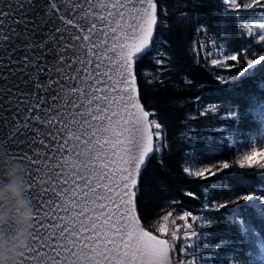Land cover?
Listing matches in <instances>:
<instances>
[{
	"label": "snow or ice",
	"instance_id": "6c2138e0",
	"mask_svg": "<svg viewBox=\"0 0 264 264\" xmlns=\"http://www.w3.org/2000/svg\"><path fill=\"white\" fill-rule=\"evenodd\" d=\"M26 4L25 8L19 0H10L0 7V16L4 17L0 19V96L4 97L0 100V166L17 168L25 191L31 190L27 200L31 204L32 224L27 248L18 264H170L173 252L196 264L193 253L200 251L206 237L197 231H186L181 238L177 235L179 229L173 230V240L190 241L177 251L167 239L141 227L134 215V189L139 176L147 160L161 147L160 133H153L150 126L160 129L162 125L154 118L149 120L150 113L138 102L134 73L138 59L156 43V0H26ZM13 5L25 8V12L9 19ZM241 7L264 9V0H251L245 5H239L237 0H222L224 15ZM254 27L260 30L255 36L261 54L256 56V50L249 48L226 54L225 61L236 63L225 66L236 72L227 78L218 76L222 83L264 70V21ZM247 31L251 33L253 27H247ZM77 48L85 50L84 59L79 58ZM69 50L80 67L70 62ZM164 62L156 59L157 64ZM211 63L220 65L221 60L213 59ZM68 69L72 70L71 76ZM84 71L88 76L82 80ZM67 79L92 83L87 91L76 87L66 90L62 81ZM100 84L104 87H97ZM72 94H76L75 100ZM85 102L86 112H69L65 108L67 105L83 109ZM113 105L120 111L114 110ZM212 108L219 111L215 105ZM235 116L233 111L224 113L225 120ZM215 131L232 143L227 129ZM81 144L92 154L91 161L84 166V173L78 172L71 179L82 183L60 187L54 183L60 175L54 169L64 170L69 164L68 156ZM197 159L194 153L188 154V160ZM235 164L238 169L228 161H214L211 167L189 174L204 181L202 190L207 193L223 181L229 170L257 166L264 170V151L253 149ZM183 171L188 173L189 168L184 167ZM68 180L65 174V183ZM45 184L49 187H43ZM47 192L60 202L53 198L43 200L41 197ZM187 195L195 198V193ZM252 200L264 205V192L252 191L230 197L227 202L210 198L202 207L227 212L235 206L233 210L238 211L241 201ZM41 207L47 210L41 213ZM60 211L64 215H58ZM172 216H163L156 229L162 235L169 234L168 221ZM189 217L197 219L189 211L179 218L187 221ZM171 222L175 226V219ZM186 228L192 229L193 225L186 223ZM193 237L201 241L199 246L191 242ZM223 244L222 239L216 243L214 254L203 264H218L217 254Z\"/></svg>",
	"mask_w": 264,
	"mask_h": 264
},
{
	"label": "trees",
	"instance_id": "16d2710c",
	"mask_svg": "<svg viewBox=\"0 0 264 264\" xmlns=\"http://www.w3.org/2000/svg\"><path fill=\"white\" fill-rule=\"evenodd\" d=\"M237 3L243 5L242 0ZM157 5L156 43L135 64L141 100L151 119L162 125L160 129L153 125L154 132L160 133L161 147L148 162L136 189L140 217L149 230L158 234L153 223L164 213L174 216L189 211L197 217L193 231L207 238L200 251L195 252L197 257L209 259L214 245L222 239L224 244L217 258L223 264H264L260 238L263 229L252 215L231 217L227 212L219 215L202 207L210 198L227 202L243 193L264 192V174L242 175L244 172L229 170L223 181L207 193L202 190L204 181L189 174L195 168L211 166L214 161H228L236 169L238 151L264 130V110L260 111L264 109V74L229 84L217 79L236 72L235 68L225 66L236 63L225 61L226 54L255 49L254 29L249 33L246 23L255 11L233 8L224 15L222 0H157ZM157 52L163 55L156 56ZM156 59L165 62L157 64ZM213 59H220L221 64L213 65ZM213 105L219 111L213 110ZM227 111L236 116L225 120ZM217 128L227 129L232 143L225 141L215 131ZM189 153L198 159L188 160ZM184 167L189 168L188 173L183 171ZM188 192L195 193V198L188 196ZM207 220L212 223L207 224ZM221 220L233 223L222 230L217 225ZM178 221L182 230L177 235L183 238L186 222L180 218ZM178 240V248L190 242ZM191 242L201 244L196 237Z\"/></svg>",
	"mask_w": 264,
	"mask_h": 264
},
{
	"label": "clouds",
	"instance_id": "9594fccd",
	"mask_svg": "<svg viewBox=\"0 0 264 264\" xmlns=\"http://www.w3.org/2000/svg\"><path fill=\"white\" fill-rule=\"evenodd\" d=\"M0 264H18L28 244L32 224L31 204L25 198L21 172L14 166H0Z\"/></svg>",
	"mask_w": 264,
	"mask_h": 264
},
{
	"label": "rangeland",
	"instance_id": "374dc122",
	"mask_svg": "<svg viewBox=\"0 0 264 264\" xmlns=\"http://www.w3.org/2000/svg\"><path fill=\"white\" fill-rule=\"evenodd\" d=\"M243 1V5L245 4H248V3H251V0H242ZM243 9L245 10H251V11H255V13H252V18H251V21H246L247 23V27L251 26L253 27L254 31L252 32L253 33V44L255 47L253 54L258 56L259 54H261L258 50L260 48V45L259 43H257L256 41V36H255V33L259 32L260 30L255 28L254 25H256L257 23L259 22H262L264 21V9H260V8H251V7H242ZM257 68H259L260 66H256ZM260 74H264V70L262 71H259L255 74V76L258 77V75ZM250 77V76H249ZM262 82H261V87L264 88V76L261 78ZM263 111L264 109L263 108H260V111ZM261 113V112H260ZM262 114V113H261ZM154 127V126H153ZM156 132V131H155ZM154 132V133H155ZM253 149L257 150V151H264V130L257 135V137L255 138L254 141H252V143H250L248 146L246 147H243L241 148L238 153L236 154V159L235 161H238L240 159H242V157L244 155H247L249 154ZM207 167H211V166H207ZM207 167H201V168H195L193 171L196 172V171H200V170H203L204 168H207ZM236 169H238V165H236ZM240 172H248L250 174H264V170H261L257 167H254L253 169H246V170H239ZM245 194H248V193H243V194H240V195H245ZM233 207H230L227 211L226 214H229V216L232 217V215L234 216H243V215H252L251 217L254 219V220H257L261 226H262V229H263V232H260V238L262 239V244L261 246L264 247V205L260 204L258 201H255V200H252V201H241L240 202V205H239V210L238 211H234ZM219 213V215L221 214H225L223 213V211H220V212H217ZM168 213H164L161 217H159L156 221H154V226H159L160 223L163 222V216L167 215ZM182 216V214H176L172 217H170L169 221H168V228H169V234H167L166 236L162 235L161 233H158V235L162 236V237H165L167 238L171 245H173L177 251H179V249L184 245V244H181L180 245V248H178V245L177 243L179 242V240H173L172 236H171V232L173 230H176V229H179L177 231V233L180 232V230H182L181 228V225L178 221L179 217ZM172 219H175V226H173L172 224ZM226 219H229V218H226ZM232 219V218H231ZM195 220H193L192 218H188L187 221H185L186 223L188 224H192L193 225V228L192 229H187L188 232H191L193 230H195V228L197 227L196 224H193ZM244 221V220H242ZM233 222H231L230 220L229 221H220L217 223V225L221 226L222 227V230L224 227H229L232 225ZM245 224V221L243 222ZM157 234V233H156ZM193 255H195L196 257V264H203V260L200 258V257H197V255L195 254V252L193 253ZM172 258H173V262L174 264H191V261H190V258L188 257H185L183 254L181 255H177L176 252H173L172 253ZM218 264H223V262H221V260L218 261ZM226 264V263H224ZM227 264H240L238 262H229ZM244 264H255L253 261H250V262H246Z\"/></svg>",
	"mask_w": 264,
	"mask_h": 264
},
{
	"label": "water",
	"instance_id": "95a60500",
	"mask_svg": "<svg viewBox=\"0 0 264 264\" xmlns=\"http://www.w3.org/2000/svg\"><path fill=\"white\" fill-rule=\"evenodd\" d=\"M9 2H10V0H2V3H0V7H2L3 4L9 3ZM19 3L20 4H24L25 5V8L27 7L26 0H19ZM156 3H157V0H156ZM25 8L18 9L17 8V5H13L12 14H10L9 19H12L13 18V14L15 15V17H19L22 13L25 12ZM4 10L7 11V9H4ZM157 16H158V5H157ZM0 19H4V17L0 16ZM5 23L7 24L8 23V20H6ZM156 31H157V27H156V30H155V37H156ZM77 53H78V56H79L80 59H84L85 58V50H81V49L77 48ZM68 55L70 57V62L73 64V66L74 67H80V65L78 63H76L77 57L71 55V50H69ZM89 67H91V66H89ZM101 71H103V69H101ZM68 72H69V74L71 76L72 70L71 69H68ZM134 73H135V76H136V84H135V86H136L137 92H138V102L143 106V108H144L145 111H148L146 109V107L144 106V104H143V102L141 100V97H140L139 86H138V79H137V75H136V71H135V65H134ZM87 76H88L87 71H84L83 76L81 77V79L84 80V79L87 78ZM101 79H103V77H101ZM62 83L65 84L66 90H67V88H70V87H76V88H83V89H85L87 91L88 90V84L92 83V81L91 80H88L87 83L81 84V83H78L76 80L67 79V80L62 81ZM97 87H104V85L103 84H100V85H97ZM97 95H103V93H98ZM71 98L75 100L76 99V94H72L71 95ZM3 99H4V97L3 96H0V100H3ZM80 99L82 100L83 97H81ZM13 100H15V97H13ZM77 102H79V101H77ZM91 107L92 108H95V102L93 103V105ZM112 107H113L114 110L120 111V109L118 108L117 105H113ZM65 108L69 112H86L87 109H88V105L85 102V108H83V109H73V108H71L70 106H67V105L65 106ZM148 112L150 113V111H148ZM76 118L78 120L81 119L80 116H77ZM149 120H152L151 119V113H150V116H149ZM93 123H96V122L94 121ZM73 130L74 131L77 130L75 128V126H73ZM150 130L154 133V127H153V125L150 126ZM81 139L83 140L84 137H82ZM154 139H155V137H154ZM61 142H62V139H61ZM37 147H39V145H37ZM45 152L47 154V150H45ZM29 154L31 155V152ZM64 155H68L67 152H65ZM91 155L92 154L87 153V151L85 149V146L83 144H81L78 148H76V150L70 156H68L69 164L66 166V168L64 170H61L59 168H55L54 169V171L60 173V175L54 180V183L58 184L60 187H69V186L76 187L78 184L82 183V181H80V180H73L71 178L72 177H75L78 172L79 173H84V166L87 165L88 163H90V161H91ZM153 155L154 154L151 155V158H152ZM150 159L147 160V163L144 165V167L142 169V172H141V174L139 176L138 185H139L140 180H141V175H142L144 169L146 168L148 162L150 161ZM72 164H76L77 167L76 168H73L72 167ZM33 167H37V166L34 165ZM65 174H67L68 177H69L68 183H65ZM138 185H137V187H138ZM2 187H3V182L0 183V188H2ZM43 187L48 188L49 185L48 184H45V185H43ZM137 187L134 189L135 192H136ZM25 188H26V186H25ZM30 195H31V190L25 191V198L26 199H28V197ZM41 198L43 200H47L49 198H53V199H56L57 203L60 202L59 199L56 198L55 195L53 193H51V192H47ZM104 203H108V202L107 201H104ZM92 207H95V205H92ZM46 210L47 209L44 208V207H41V209H40L41 213H43V211H46ZM78 210L79 209L77 208V211ZM57 214L58 215H64V213L62 211H60ZM134 215H136L139 218V220H140V226L143 227L146 231L151 232L153 235H156L159 238L167 239L165 237H162V236H160V235L152 232L151 230H149L144 225V223H143V221H142V219L140 217L139 211H138L137 196H135ZM50 222L51 223H55V221H51V220H50ZM168 242L171 245V243H170L169 240H168ZM170 264H174L172 255H171V258H170Z\"/></svg>",
	"mask_w": 264,
	"mask_h": 264
}]
</instances>
